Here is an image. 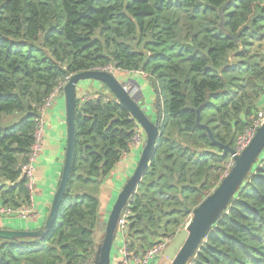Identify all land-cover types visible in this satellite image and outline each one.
Listing matches in <instances>:
<instances>
[{"label": "trees", "instance_id": "1", "mask_svg": "<svg viewBox=\"0 0 264 264\" xmlns=\"http://www.w3.org/2000/svg\"><path fill=\"white\" fill-rule=\"evenodd\" d=\"M108 67L142 72L155 92L154 148L119 216L132 259L185 226L263 107L264 0H0V205L31 201L22 169L50 94ZM140 127L106 83L81 96L75 87L73 154L51 226L0 237V264H96L102 181ZM186 264H264V151Z\"/></svg>", "mask_w": 264, "mask_h": 264}, {"label": "water", "instance_id": "2", "mask_svg": "<svg viewBox=\"0 0 264 264\" xmlns=\"http://www.w3.org/2000/svg\"><path fill=\"white\" fill-rule=\"evenodd\" d=\"M84 79L98 80L106 83L117 95L121 104L130 112L133 118L145 131L146 141L140 158L129 179L119 192L106 221L105 233L99 249L96 264H109L110 251L114 240L116 225L120 213L128 198L134 192L141 175L146 169L154 143L158 134L157 126L148 118L143 105L138 102L132 90L125 84L120 83L113 73L95 69L83 71L72 75L64 86L65 113L67 121V134L63 168L60 172L59 183L53 198L50 214L43 229L38 231H20L0 228V237L11 238L14 236H42L50 228L60 199L67 183L70 164L73 154L75 128H74V90L77 83ZM264 151V122L256 130L248 146L239 156L233 158L230 171L221 180L216 189L208 195L194 210L187 227L181 228L176 236L170 241L163 251V256L168 264H186L198 248V244L205 230L211 223L213 213L227 200L233 190L241 183L246 173L250 170L257 157ZM231 154L234 150L230 151Z\"/></svg>", "mask_w": 264, "mask_h": 264}, {"label": "crops", "instance_id": "3", "mask_svg": "<svg viewBox=\"0 0 264 264\" xmlns=\"http://www.w3.org/2000/svg\"><path fill=\"white\" fill-rule=\"evenodd\" d=\"M117 76L120 83H125L134 96L138 97V102L143 105L144 111L148 116L150 98L147 95L149 87L147 80L142 72H126L117 70ZM83 81H93L92 84L83 83ZM101 81L84 79L76 85V95L81 96L90 92L92 88H100ZM92 87V88H91ZM151 117V116H150ZM67 134V121L65 113V94L64 87L55 95L51 104L46 107L43 115L42 141L37 159L34 163V184L32 193V212L27 217H3L0 220V228L20 231H38L45 226L53 198L56 194L60 172L63 168L65 144ZM139 140L132 142L130 150L120 159L113 171L104 178L100 190L101 210L107 214V205H109L121 191L123 185L133 173L138 162L142 149L143 140L146 139L145 131L140 127L137 130ZM104 194V195H103ZM114 236L113 243H116L114 257L110 251V260L112 264H120L122 260L119 247L123 245L121 238L119 242ZM112 243V245H113ZM112 249V246H111ZM158 259V260H157ZM165 257L163 253L153 258V264H164ZM167 260V259H166ZM150 264V263H149ZM168 264V261H167Z\"/></svg>", "mask_w": 264, "mask_h": 264}, {"label": "built area", "instance_id": "4", "mask_svg": "<svg viewBox=\"0 0 264 264\" xmlns=\"http://www.w3.org/2000/svg\"><path fill=\"white\" fill-rule=\"evenodd\" d=\"M114 69L111 67H108L105 69V71L112 72ZM117 71V70H115ZM61 86H58L48 97L45 103V108L49 106L54 99L55 95L60 91ZM264 122V105L263 107L258 111L256 115V119L254 120L253 126L250 127L247 131H245L243 134H241L235 144L234 152L231 154V162L230 164L232 165L233 158L236 156H239L241 152L248 146L250 141L252 140L256 130L263 124ZM42 130H43V117H40L37 121V127L35 129V135H34V142L31 147V153L28 158V162L24 165L22 169L23 175L26 177L27 180V185L31 193V201L28 205L22 206L17 209H11L9 207H4L0 205V220L3 217H27L30 215L32 212V193H33V184H34V171H35V166L34 163L37 159L38 152L40 149L41 141H42ZM136 140H139V135L137 134L133 138V142ZM229 164V166H230ZM227 175V171L224 173V177ZM118 230H119V236L121 238L123 229H124V220L123 218H119L118 222ZM171 238L166 237L160 240L157 244H155L153 247L149 248L146 250L142 255L135 257V258H128L127 253L124 249L121 252L122 260H120V264H149L153 258L158 256L160 253H162L165 248L168 246L170 243ZM121 242L122 238H121ZM127 257V258H126Z\"/></svg>", "mask_w": 264, "mask_h": 264}, {"label": "rangeland", "instance_id": "5", "mask_svg": "<svg viewBox=\"0 0 264 264\" xmlns=\"http://www.w3.org/2000/svg\"><path fill=\"white\" fill-rule=\"evenodd\" d=\"M112 73H113V75L116 77V79L117 80H119V77L117 76V73L118 72H116L115 70H113L112 71ZM83 83H88V85H90V84H92L93 83V81H83ZM147 85H148V87H149V92H147V95H148V97L150 98V100L148 101L149 103V105H147V108L149 109V111H148V115L149 116H151L152 117V119L154 118V115H155V111H154V109H153V102H154V96H155V92H154V89L153 88H151V86L147 83ZM137 164V163H136ZM135 169V168H134ZM134 171V170H133ZM132 175V174H131ZM130 175V176H131ZM129 176V177H130ZM125 185V184H124ZM123 185V186H124ZM123 188V187H122ZM122 190V189H121ZM119 194V193H118ZM104 195V194H103ZM118 196V195H117ZM117 196H116V198H117ZM116 198L109 204V205H107V214H105V217H106V219H107V216L109 215V212H110V210H111V208H112V206H113V204H114V202H115V200H116ZM191 218H192V215L190 216ZM191 218H189V219H191ZM190 221V220H189ZM187 226H189L188 225V222L185 224V226L184 227H187ZM97 234H96V238H100L101 236H102V234H103V230H102V227H100L99 228V230L96 232ZM117 235H119V230H118V225H116V229H115V234H114V236H117ZM119 240H120V237H118L117 239H116V242H119ZM115 248H116V243L114 242L113 243V245H112V249H111V253H112V256L114 255V253H115ZM122 250H123V245L121 246V247H119V251H121L122 252ZM114 257V256H113ZM158 260V259H157ZM109 264H112V262H111V260H110V263ZM164 264H167V260L166 259H164Z\"/></svg>", "mask_w": 264, "mask_h": 264}, {"label": "clouds", "instance_id": "6", "mask_svg": "<svg viewBox=\"0 0 264 264\" xmlns=\"http://www.w3.org/2000/svg\"><path fill=\"white\" fill-rule=\"evenodd\" d=\"M223 178H224V177H223ZM189 220H190V219H189ZM189 220H188V221H189ZM188 221H187V222H188ZM162 253H163V252H162Z\"/></svg>", "mask_w": 264, "mask_h": 264}]
</instances>
